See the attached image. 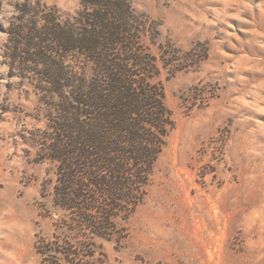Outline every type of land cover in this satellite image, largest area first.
I'll return each instance as SVG.
<instances>
[{
    "label": "rangeland",
    "instance_id": "374dc122",
    "mask_svg": "<svg viewBox=\"0 0 264 264\" xmlns=\"http://www.w3.org/2000/svg\"><path fill=\"white\" fill-rule=\"evenodd\" d=\"M26 1L0 0V264H41L37 237H51L63 216L55 167L32 146L45 129L40 95L10 77L4 58ZM29 1L72 16L81 0ZM133 4L159 28L157 40L144 38L151 52L168 45L182 60L173 75L160 61L175 128L127 236L101 241L107 264H264V0ZM193 50L200 62L187 61Z\"/></svg>",
    "mask_w": 264,
    "mask_h": 264
},
{
    "label": "trees",
    "instance_id": "16d2710c",
    "mask_svg": "<svg viewBox=\"0 0 264 264\" xmlns=\"http://www.w3.org/2000/svg\"><path fill=\"white\" fill-rule=\"evenodd\" d=\"M7 34L10 77L40 95L45 129L32 132V146L37 162L55 167L54 206L63 212L51 237H37L41 264H107L101 241L127 236L175 128L160 61L177 70L181 53L151 52L144 38L157 40L159 28L133 0H81L72 16L27 0ZM197 52L187 61L200 62Z\"/></svg>",
    "mask_w": 264,
    "mask_h": 264
}]
</instances>
